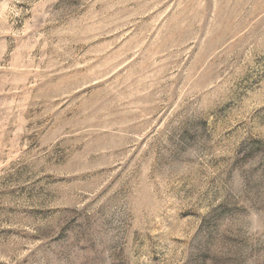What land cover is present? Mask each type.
I'll use <instances>...</instances> for the list:
<instances>
[{"label":"rangeland","instance_id":"1","mask_svg":"<svg viewBox=\"0 0 264 264\" xmlns=\"http://www.w3.org/2000/svg\"><path fill=\"white\" fill-rule=\"evenodd\" d=\"M0 264H264V0H0Z\"/></svg>","mask_w":264,"mask_h":264}]
</instances>
